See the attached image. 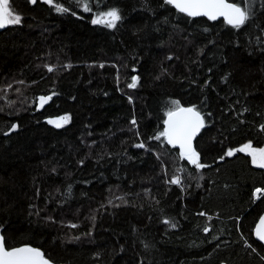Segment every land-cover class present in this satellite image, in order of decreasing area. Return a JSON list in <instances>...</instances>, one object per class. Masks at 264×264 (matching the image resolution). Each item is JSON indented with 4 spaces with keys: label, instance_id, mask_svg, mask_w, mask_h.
<instances>
[{
    "label": "trees",
    "instance_id": "obj_1",
    "mask_svg": "<svg viewBox=\"0 0 264 264\" xmlns=\"http://www.w3.org/2000/svg\"><path fill=\"white\" fill-rule=\"evenodd\" d=\"M228 1L250 13L239 28L165 0H9L21 22L0 33L7 249L56 264H264V169L240 151L264 149V0ZM112 9L115 27L92 22ZM177 101L204 118L203 168L160 135Z\"/></svg>",
    "mask_w": 264,
    "mask_h": 264
},
{
    "label": "snow or ice",
    "instance_id": "obj_2",
    "mask_svg": "<svg viewBox=\"0 0 264 264\" xmlns=\"http://www.w3.org/2000/svg\"><path fill=\"white\" fill-rule=\"evenodd\" d=\"M35 3L36 0H30ZM46 3L53 4V0H45ZM166 3L174 5L179 11L186 13L188 16H206L209 19L215 20L218 17H224L225 20L235 28H239L250 18L249 11L241 7L237 2H228V0H166ZM56 10L60 12L68 11L59 5H55ZM85 11H90L87 3L83 4ZM121 19L117 9H112L102 14L93 23H104L106 26L115 27L116 22ZM21 16L16 14L10 8L9 0H0V28L9 24H19ZM51 71V69H49ZM138 78H133L130 87H135ZM45 98H41L43 101ZM47 99H51L48 97ZM177 107L168 111V127L160 135L167 138L169 144H179L182 152L191 163L198 168H203L205 165L199 163V154L192 147V140L197 132L204 126L203 117L194 108L179 107V102H175ZM67 120V117L61 118ZM135 123V121H133ZM57 127L61 125L56 124ZM159 139V137H156ZM143 147V145H137ZM246 148H251V145H246ZM244 149H240L243 151ZM232 155V151L227 153ZM259 155L264 157V149L259 150ZM255 159V156H254ZM264 168V162L259 164ZM178 182V181H173ZM260 192V189L256 190ZM167 223V221H165ZM261 225H264V218L261 219ZM174 226V225H173ZM257 235L261 240H264V232L259 228ZM0 264H48L38 249L27 247L6 249L3 242V237L0 236Z\"/></svg>",
    "mask_w": 264,
    "mask_h": 264
},
{
    "label": "water",
    "instance_id": "obj_3",
    "mask_svg": "<svg viewBox=\"0 0 264 264\" xmlns=\"http://www.w3.org/2000/svg\"><path fill=\"white\" fill-rule=\"evenodd\" d=\"M165 1H166V0H165ZM228 2H229V1H228ZM170 5H171L172 7H174L178 12L187 15L186 13L179 11V9H177L174 5H172V4H170ZM187 16H188V15H187ZM189 17H191V18L203 17V18H206L207 20L212 21V22H216V21L223 20V21H225L228 25L232 26L231 24H229V23L225 20L224 17H218V18L215 19V20L209 19V18L206 17V16H194V17H193V16H189ZM8 27H9V25H6L5 27L0 28V33L4 32ZM182 108H187V107H182ZM188 108H191V107H188ZM197 112H198V111H197ZM200 115H201V114H200ZM201 116H202V115H201ZM202 117H203V116H202ZM167 120H168V115L166 116V118H165V120H164V131H165V130L167 129V127H168V125H167V123H166ZM203 121H204V118H203ZM204 127H205V121H204V126H203L202 128H200V130L197 132V134L195 135V137H194L193 140H192V147H193L194 150H195V141L197 140V138H198V137L200 136V134L202 133ZM166 140H167V138H166ZM167 143H168V141H167ZM168 144H169V143H168ZM169 145H170L172 148L177 149L180 153L182 152V150H181L179 144H176V145L169 144ZM262 218H264V212H263V214L261 215V217L259 218L258 222H257L256 225H255V228H254V238H255V240H256L258 243H260V244L264 247V240H261V239L258 237V235H257V229H258V228H259L262 232H264V225H261V223H260ZM0 236L3 237V234H2L1 231H0ZM3 242H4V246H5V248L7 249V247H6V245H5L4 237H3ZM22 247H27V248H32V249H38V248H35V247H33V246H29V245H23V246H19V247H15V248H22ZM11 249H13V248H11ZM38 250L40 251V253H41L42 256L44 257V259L48 261V264H56V263L52 262L51 260L47 259V258L44 256V253H43L40 249H38Z\"/></svg>",
    "mask_w": 264,
    "mask_h": 264
},
{
    "label": "rangeland",
    "instance_id": "obj_4",
    "mask_svg": "<svg viewBox=\"0 0 264 264\" xmlns=\"http://www.w3.org/2000/svg\"><path fill=\"white\" fill-rule=\"evenodd\" d=\"M100 16H102V14ZM63 117H67L68 119L67 120H62L61 118H63ZM69 122H70V116L69 115H64V116H61V117H58V118H54V119H50L49 120V124L51 126L55 127V128L64 127ZM57 123H59L61 126L60 127H57L56 126ZM247 145H251V144H247ZM245 146L241 148V149H244L242 152L245 153V154H248L249 156L252 157V160H253L255 166H257L259 168H262V167L259 166V164L261 162H264V157H261L259 155V150H261V149L254 148L252 145H251V148H246ZM254 156H255V159H254ZM176 181H178V180H176ZM256 194H257V197H259V195L261 194V192H257L256 191Z\"/></svg>",
    "mask_w": 264,
    "mask_h": 264
}]
</instances>
